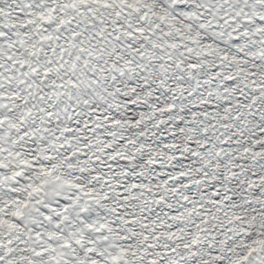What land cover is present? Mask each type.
Masks as SVG:
<instances>
[{
	"label": "snow or ice",
	"instance_id": "snow-or-ice-1",
	"mask_svg": "<svg viewBox=\"0 0 264 264\" xmlns=\"http://www.w3.org/2000/svg\"><path fill=\"white\" fill-rule=\"evenodd\" d=\"M0 264H264V0H0Z\"/></svg>",
	"mask_w": 264,
	"mask_h": 264
}]
</instances>
